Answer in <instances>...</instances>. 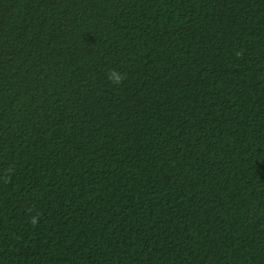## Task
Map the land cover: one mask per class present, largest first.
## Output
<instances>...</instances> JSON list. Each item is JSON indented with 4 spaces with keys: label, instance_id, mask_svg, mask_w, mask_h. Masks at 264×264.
Here are the masks:
<instances>
[{
    "label": "trees",
    "instance_id": "1",
    "mask_svg": "<svg viewBox=\"0 0 264 264\" xmlns=\"http://www.w3.org/2000/svg\"><path fill=\"white\" fill-rule=\"evenodd\" d=\"M0 264H264V0H0Z\"/></svg>",
    "mask_w": 264,
    "mask_h": 264
},
{
    "label": "clouds",
    "instance_id": "2",
    "mask_svg": "<svg viewBox=\"0 0 264 264\" xmlns=\"http://www.w3.org/2000/svg\"><path fill=\"white\" fill-rule=\"evenodd\" d=\"M126 78H127L126 74H122L115 69L110 70L108 73L109 81L115 86L122 85L124 81L126 80ZM31 222L33 223V225L37 223L35 219H33Z\"/></svg>",
    "mask_w": 264,
    "mask_h": 264
}]
</instances>
